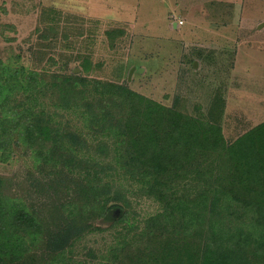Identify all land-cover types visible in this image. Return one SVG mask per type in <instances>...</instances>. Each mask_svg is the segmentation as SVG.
<instances>
[{"label":"trees","instance_id":"trees-1","mask_svg":"<svg viewBox=\"0 0 264 264\" xmlns=\"http://www.w3.org/2000/svg\"><path fill=\"white\" fill-rule=\"evenodd\" d=\"M64 67L49 76L7 67L0 76V150L22 130L46 172L39 193H69L50 201L47 215L17 200L0 175V264L8 262L3 256L29 264L26 235L40 236L44 259L67 264L66 253L85 233L116 226L124 209L117 217L115 174L161 204L132 238L124 236L116 264H264V121L229 142L220 103L188 114L177 102ZM18 92L13 106L21 109L3 107ZM11 109L18 115L10 119ZM68 114L81 124L65 121Z\"/></svg>","mask_w":264,"mask_h":264},{"label":"rangeland","instance_id":"rangeland-1","mask_svg":"<svg viewBox=\"0 0 264 264\" xmlns=\"http://www.w3.org/2000/svg\"><path fill=\"white\" fill-rule=\"evenodd\" d=\"M60 64L69 72L126 83L166 105L177 102L188 114H207L220 103L222 131L231 142L264 121V0H0V76L7 67L22 66L49 76ZM20 96L14 93L3 107L20 110L13 106ZM7 113H13L10 119L18 115ZM63 119L82 121L74 114ZM12 132V144L0 150V175L23 205L49 215L48 203L63 202L69 193H39L46 172H39L22 130ZM115 177L122 197L112 202L121 205L115 210L123 220L85 233L66 253L67 264L118 263L116 248L124 236L132 238L136 225L161 211L151 195ZM39 237L22 239L29 246L23 260L66 264L62 257L44 259Z\"/></svg>","mask_w":264,"mask_h":264},{"label":"water","instance_id":"water-1","mask_svg":"<svg viewBox=\"0 0 264 264\" xmlns=\"http://www.w3.org/2000/svg\"><path fill=\"white\" fill-rule=\"evenodd\" d=\"M174 26H175V27L177 26V23H176V22L174 23ZM260 26H261V25H260ZM260 26H259V27H260ZM117 211H118V210H117Z\"/></svg>","mask_w":264,"mask_h":264},{"label":"built area","instance_id":"built-area-1","mask_svg":"<svg viewBox=\"0 0 264 264\" xmlns=\"http://www.w3.org/2000/svg\"><path fill=\"white\" fill-rule=\"evenodd\" d=\"M179 23H181V21Z\"/></svg>","mask_w":264,"mask_h":264}]
</instances>
